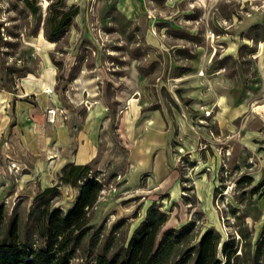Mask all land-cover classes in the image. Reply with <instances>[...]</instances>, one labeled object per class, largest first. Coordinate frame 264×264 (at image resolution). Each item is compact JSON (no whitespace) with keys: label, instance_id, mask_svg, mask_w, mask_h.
<instances>
[{"label":"rangeland","instance_id":"obj_1","mask_svg":"<svg viewBox=\"0 0 264 264\" xmlns=\"http://www.w3.org/2000/svg\"><path fill=\"white\" fill-rule=\"evenodd\" d=\"M49 2L0 0V232L15 219L41 251L77 200L59 180L77 157L101 190L71 264L127 246L150 211L158 240L189 226L178 253L210 229L232 264H264V0H67L58 42Z\"/></svg>","mask_w":264,"mask_h":264},{"label":"trees","instance_id":"obj_2","mask_svg":"<svg viewBox=\"0 0 264 264\" xmlns=\"http://www.w3.org/2000/svg\"><path fill=\"white\" fill-rule=\"evenodd\" d=\"M21 1L33 15L39 14L40 8L36 5V0ZM78 11V6L68 4L67 0H50L43 25L44 37L50 42H58ZM90 172L91 166L88 163H68L62 168L60 182L79 189L75 204L64 216H55L57 211L48 215L44 234L47 240L39 251L41 253L18 236L17 221L14 219L6 232H0V264H71L70 259L79 249L86 231V211L96 203L101 190V184L88 175ZM55 189L46 188L37 197H45ZM4 217V207L0 205V229ZM164 222L163 213L150 211L134 231L127 246L111 256L97 254L92 263L84 261L77 264H232V257L234 260L239 259L232 251L233 241L228 240L222 245L220 234L210 229L189 250L178 253L176 249L181 236L189 226L182 227V230H168L158 240V231ZM95 237L91 239L90 246L94 245ZM220 244L221 252L225 255L223 260L217 256ZM253 260L256 261L257 257Z\"/></svg>","mask_w":264,"mask_h":264},{"label":"crops","instance_id":"obj_3","mask_svg":"<svg viewBox=\"0 0 264 264\" xmlns=\"http://www.w3.org/2000/svg\"><path fill=\"white\" fill-rule=\"evenodd\" d=\"M79 152L80 153H82V154H84L85 152H84V150H79ZM72 162H74V163H77V164H86V163H88L86 160L84 161H81V160H78V158L76 157V159L74 158V160H72Z\"/></svg>","mask_w":264,"mask_h":264},{"label":"built area","instance_id":"obj_4","mask_svg":"<svg viewBox=\"0 0 264 264\" xmlns=\"http://www.w3.org/2000/svg\"><path fill=\"white\" fill-rule=\"evenodd\" d=\"M48 117H50V118H48V120L50 122H53L54 121V118H55V112H54V110H49L48 111Z\"/></svg>","mask_w":264,"mask_h":264}]
</instances>
